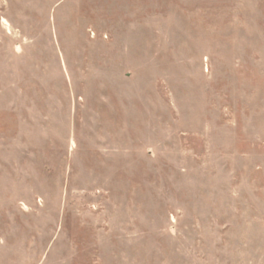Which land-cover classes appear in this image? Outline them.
I'll return each instance as SVG.
<instances>
[{
    "label": "rangeland",
    "instance_id": "374dc122",
    "mask_svg": "<svg viewBox=\"0 0 264 264\" xmlns=\"http://www.w3.org/2000/svg\"><path fill=\"white\" fill-rule=\"evenodd\" d=\"M0 264H264V0H0Z\"/></svg>",
    "mask_w": 264,
    "mask_h": 264
}]
</instances>
